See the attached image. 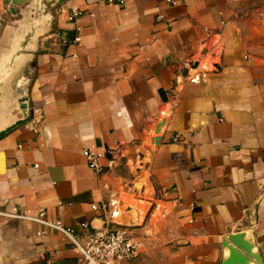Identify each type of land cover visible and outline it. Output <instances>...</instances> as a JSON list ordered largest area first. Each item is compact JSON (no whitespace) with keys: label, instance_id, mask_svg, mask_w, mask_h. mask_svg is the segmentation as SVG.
Returning <instances> with one entry per match:
<instances>
[{"label":"crops","instance_id":"1","mask_svg":"<svg viewBox=\"0 0 264 264\" xmlns=\"http://www.w3.org/2000/svg\"><path fill=\"white\" fill-rule=\"evenodd\" d=\"M174 1L0 0V129L23 97L29 114L0 136V210L43 208L81 242L143 220L125 264H222L227 236L252 230L264 264V0ZM78 260L61 231L0 215V264Z\"/></svg>","mask_w":264,"mask_h":264},{"label":"built area","instance_id":"2","mask_svg":"<svg viewBox=\"0 0 264 264\" xmlns=\"http://www.w3.org/2000/svg\"><path fill=\"white\" fill-rule=\"evenodd\" d=\"M110 3L120 2L124 3V0H103ZM172 4H176V1L169 0ZM82 14L80 10H74L69 16L70 21H74L78 16ZM75 34L72 37L73 42L80 41V34L82 26L75 25ZM71 40L67 37H62L61 43L67 44ZM206 76V73L194 71L190 74L189 78L192 82H199ZM88 164L95 170H101L103 165L100 163L102 158H106V166L109 169L116 167L115 155H107L99 151L85 149L83 151ZM0 215L7 218H20L28 219L39 222L46 227L54 228L61 231L66 235L71 242L75 245V248L79 254V264H125L130 259H133L139 255L142 249V238L136 232V227L124 226L117 220L109 222V224L103 228L95 229L90 232L83 242L79 240V236L74 232L71 227L64 225L61 220L46 219V211L41 208L37 215L31 216L19 212L17 207H13L11 211H1ZM84 226L86 224H83Z\"/></svg>","mask_w":264,"mask_h":264},{"label":"water","instance_id":"3","mask_svg":"<svg viewBox=\"0 0 264 264\" xmlns=\"http://www.w3.org/2000/svg\"><path fill=\"white\" fill-rule=\"evenodd\" d=\"M27 0H5V2L8 5L11 6V11H15L14 6H19L26 2ZM47 3L52 4L53 6L62 4L66 0H54L52 3L50 0H46ZM46 45L48 46V42H46ZM207 52V49L201 52V55L205 54ZM200 63L199 59L193 60L192 62L188 63L185 68V74L189 75L193 69L198 68ZM221 67V64L219 62H213L212 63V70L216 71L219 70ZM160 93L165 101H167L166 92L164 90H160ZM28 98L23 97L20 100V107L23 110V117L16 120L14 123H12L9 126H6L3 129H0V136L4 135L14 127L26 122L29 118L28 114ZM165 124V119H163L156 128V136L152 139V143H157L160 140L159 132L161 131V127ZM139 158L142 157L143 152L139 151ZM112 153L110 154V156ZM141 166V162L138 164V169ZM134 206L132 204H128L127 207L123 212L126 214L133 215L134 213ZM117 221L121 222L124 226L129 227H138L142 224L143 220L139 224L134 223H128L127 221H122L119 219V216L117 217ZM99 229V228H97ZM223 249L225 252L224 260L222 264H255V262L262 263L261 253L257 248L253 231L247 230L242 232H236L234 234H229L227 238L223 241Z\"/></svg>","mask_w":264,"mask_h":264},{"label":"bare ground","instance_id":"4","mask_svg":"<svg viewBox=\"0 0 264 264\" xmlns=\"http://www.w3.org/2000/svg\"><path fill=\"white\" fill-rule=\"evenodd\" d=\"M133 216L134 217H138L139 216L138 214H136L135 210H134Z\"/></svg>","mask_w":264,"mask_h":264},{"label":"rangeland","instance_id":"5","mask_svg":"<svg viewBox=\"0 0 264 264\" xmlns=\"http://www.w3.org/2000/svg\"><path fill=\"white\" fill-rule=\"evenodd\" d=\"M133 198H134V197H133ZM133 198H132V199H133ZM116 220H117V219H116Z\"/></svg>","mask_w":264,"mask_h":264}]
</instances>
